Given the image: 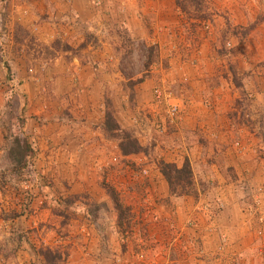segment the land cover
I'll use <instances>...</instances> for the list:
<instances>
[{
    "label": "rangeland",
    "instance_id": "obj_1",
    "mask_svg": "<svg viewBox=\"0 0 264 264\" xmlns=\"http://www.w3.org/2000/svg\"><path fill=\"white\" fill-rule=\"evenodd\" d=\"M0 264H264V0H0Z\"/></svg>",
    "mask_w": 264,
    "mask_h": 264
},
{
    "label": "trees",
    "instance_id": "obj_2",
    "mask_svg": "<svg viewBox=\"0 0 264 264\" xmlns=\"http://www.w3.org/2000/svg\"><path fill=\"white\" fill-rule=\"evenodd\" d=\"M24 143L25 142L23 141V139H19V138L15 139V146H16V144H18V146H17V149H16V153H14L15 157H17V160L13 161L14 165H18V163L21 160L22 155H24V153H25L24 149H23V144ZM123 146L120 143V151L123 154L135 153V152L138 151V143L132 138L125 139V142L123 143ZM164 167H167L168 169L167 170H162V173L164 174V176L168 180H169V177H170V176H168V173H170V172L171 173H175V174H178V173H183L184 175L188 174V168L186 167V164H183L179 168L174 167L173 165H170V164H166ZM179 177H180V175H179ZM179 177H176L174 181L181 180V178H179ZM187 182L184 181L183 182V186H185Z\"/></svg>",
    "mask_w": 264,
    "mask_h": 264
},
{
    "label": "crops",
    "instance_id": "obj_3",
    "mask_svg": "<svg viewBox=\"0 0 264 264\" xmlns=\"http://www.w3.org/2000/svg\"><path fill=\"white\" fill-rule=\"evenodd\" d=\"M85 6V5H84ZM80 8V7H79ZM78 8V9H79ZM77 13H79V11H77ZM97 115V114H96ZM98 116V115H97ZM95 116V117H97ZM200 115L197 116V127H199V125H202L200 123ZM208 128V126H206V129ZM229 215V219L228 221L225 220V223L226 224H229L231 225L235 220H237L239 218V215H240V209L236 208V206H230L229 209H228V212H227V216ZM240 222V221H239Z\"/></svg>",
    "mask_w": 264,
    "mask_h": 264
},
{
    "label": "built area",
    "instance_id": "obj_4",
    "mask_svg": "<svg viewBox=\"0 0 264 264\" xmlns=\"http://www.w3.org/2000/svg\"><path fill=\"white\" fill-rule=\"evenodd\" d=\"M171 110H174V107H171Z\"/></svg>",
    "mask_w": 264,
    "mask_h": 264
}]
</instances>
